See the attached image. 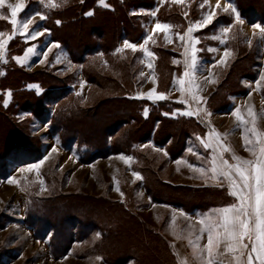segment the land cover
<instances>
[{
  "label": "rangeland",
  "instance_id": "374dc122",
  "mask_svg": "<svg viewBox=\"0 0 264 264\" xmlns=\"http://www.w3.org/2000/svg\"><path fill=\"white\" fill-rule=\"evenodd\" d=\"M34 1H37L44 8H53L57 5L56 0H5V6L0 7V21L7 22L11 29H2L3 32H6V35L3 33V39H7L8 32H12L14 28L10 23L11 10L7 5L11 4L16 6L22 3L24 7L17 13L18 24L15 26L17 29L16 34L20 35L24 43H30L31 41L36 42L37 39H41V43L34 42L35 44L32 48L35 51L33 53H28L27 50L25 51L24 57L27 56V59L24 60L22 57V68H26L25 70L27 73L42 72L45 69H50L53 71L52 75L59 79L65 77V75L68 74L66 72H70V74L77 72V68L70 62L67 56L63 54L58 47H52L53 44L49 41L48 33L42 29L40 15L32 14L31 16H27V14H29V10L27 11V4L28 2ZM156 1L158 3H163L165 0ZM189 1L192 0H183V3L178 4L186 11ZM200 2L199 8L205 10L206 7V13L212 10L216 12L213 22L219 17H227L232 13L231 10L227 13L223 11V8L229 3L227 0H200ZM255 2L258 1L254 0V3ZM217 3L220 4V8L218 9L216 8ZM27 18H30L31 22L28 24L27 28H21L19 22ZM68 25L69 26H65L61 32L63 36H67L68 41L64 37H61L60 40L72 50L79 47L76 37L87 40V42L92 45L96 43L95 40L97 37L91 39L86 37L91 28L97 27V34L103 33L104 36H109L110 33H107V30L105 31V27L108 30L115 27L114 20L112 21L110 18L101 16L98 17V20L96 19L88 25ZM256 25L264 27V23L250 24L241 18L239 23L235 21L236 32H238L243 42L241 47L249 52L255 51L254 55L258 52L261 54V57L257 59V65L254 68L255 74L251 76V78L241 81L244 96H240L239 98L231 96L227 101L226 105H228V102L231 100L233 103V106L227 113H210V107L208 110L206 109L205 100L213 99V101H216L217 98H213L215 96L213 94L217 92L222 81L228 75L231 77H229L228 80L230 83L235 74L232 73V70L235 67L238 68V66L242 68V64L248 57L246 58V56L243 55L237 56L238 54L236 55L231 51L232 55L227 58L226 65L220 64L219 61L225 50L223 47L225 42L221 43L220 40L213 38V41L219 45H215L214 47L209 46L208 49L213 48L215 51H209L207 49V52L208 54L215 53L216 59L214 63L208 64L199 59L197 60V68L193 70L188 66L191 52H189V50L186 51V48L178 51V38L175 41L171 33H169V40L171 42L165 43L164 41L163 43L166 48L173 51L176 50V52L181 55V58L176 60L182 62L184 71L190 72L194 85H198V87H192L190 91L196 93L201 98L199 107L202 111L199 117H203L209 127L218 134L220 142L229 149L227 152L229 157L232 158V156L235 155L241 160L249 161L256 158L253 156L252 152L248 150V148L253 147V145H248L247 148L245 145L244 138L245 136L251 138V132L244 131L245 125L238 126L239 122L236 117L232 115V112L239 107L242 118L248 122L246 127L248 129L255 127L258 132L264 133V81H260L259 88H257L255 83L259 80V76L264 74V44L261 40L262 33L259 28L255 27ZM153 27L154 26L150 28V33ZM34 29L42 34L37 35L34 39L26 40L25 36L29 35ZM232 31L233 30H230L227 35H231ZM20 33H23V35ZM222 33L223 30L221 31L220 29L216 36L226 41L227 36H223ZM45 35H47V38ZM233 35H235L234 31ZM105 45L106 42H103V46ZM136 45H141V43ZM41 53H43V55H41ZM139 53L141 55L140 60L139 58H134V56L137 57L136 54ZM117 54V59H113L112 57L107 58L106 56V58H104V56L93 57L91 60L93 64L92 67L107 78L108 81H120V70H122V68L119 63L125 62V58L128 60L133 56L136 61L134 71H137L135 75V82L137 83L135 86V94L137 96L141 95L146 98L148 93L155 89L153 99L156 94H165L166 99L169 101L182 105L181 111L174 114L172 113L174 116H181L184 111L188 110L186 104L179 103L183 97L179 91L180 86L176 83V78L173 79L172 89L168 94L167 91L166 93H162V90L159 91L162 88L160 87L159 80L152 72L154 64L151 69L147 67L146 58L142 55V51L140 52L138 49L136 52H133L131 49H125L123 42L119 45ZM106 59L108 62L110 61V65L107 63ZM173 65L177 66L175 62L172 63V66ZM141 73H144V75L141 76ZM14 74L18 76L20 72H15ZM78 79L79 82L74 86V91L82 100V106L91 112V116L87 117L84 121L85 123L82 125L76 123V128L78 129H75L79 130L81 134L84 131L83 134L87 136V132L98 129V127L100 128L101 121L106 119L107 110L110 108L106 100L108 96L113 95L114 86H91L89 84L86 85L81 76H78ZM188 79L189 78L186 77L185 80L187 81ZM210 80L214 82H209ZM89 87L90 90L88 94ZM188 91L189 89H186V94ZM99 101L102 102L99 103ZM150 102L153 103L152 100H150ZM97 103L99 105L95 108ZM100 105L102 106V110H99ZM190 106L195 112L197 105L191 103ZM111 112L112 109L110 113ZM206 112L208 115L205 116ZM173 115L171 116L172 119ZM182 116L183 117L179 121H184L183 119H186V116ZM8 117L11 118L9 115ZM95 117L97 119L96 121H94ZM253 117H255V122H253ZM5 119L4 115H0V158L6 150L13 147L12 144L15 138H17L16 142H19V144L26 143V145H28V142L34 146V143L27 139V133L29 134V138H33L32 141L35 140L34 138L38 139V146L42 144L44 146V151L40 160L29 164L10 166L8 169V176L0 178V264H105L103 260V262L101 261V256L107 258L109 264H118L116 261L123 258L125 259V255L129 253L130 247H135L134 254L135 256L137 255V264H161V262L158 261L159 257L157 255L159 254L161 259L169 262L170 258L166 251V247L154 235L151 237L147 236L146 228L141 226L143 225L141 219L143 218V220L148 223L150 221L156 222L155 224L158 225L161 220H164L160 217L164 215L165 211L168 209H177L169 208L168 206H157L153 203L151 204V200L149 201L148 196H163L165 200L166 198L169 199L166 200L167 203L173 202V204H176L181 202L188 210L191 206L202 202L203 198L201 197H205L202 196V193L207 190H194L189 188V186H202V183L207 180L200 178L199 173L189 167L190 164L188 160L183 159V161L178 164L169 160V154L166 148L154 146V144L152 145L148 142L140 144L143 155L149 159L150 164L148 166L152 168L155 167V173L160 177L163 183L165 182L166 184L159 188L158 179L149 175L147 179L148 186L147 189H145L144 186H139L141 180H135L133 173L136 172L130 169L132 164L131 161L125 163V161L120 158L122 155L100 159L90 164H83L80 162L79 156L75 152L63 151L44 125L35 123L32 128H28L29 122L32 120L28 117L27 119H20V117H18L17 119L15 118L16 123H21L25 121V119L26 122L16 129L14 126L7 123ZM163 125L164 127L166 126L165 124ZM119 135H121V133ZM160 135L161 134L158 133L157 137L159 138ZM88 138L90 137L88 136ZM191 143L193 145L188 146V153L189 149H192V151H190L192 154L199 152V145L197 142L192 140ZM170 147L171 145L168 146V148ZM52 148H55L56 151L52 152ZM200 155L201 158L200 156L197 158L195 157L194 164L208 165L210 158L207 162H204L207 158L201 153ZM228 156L225 158L228 159ZM124 157L127 158L126 156ZM41 161H43V163H41L39 169L21 171V169H30L32 165L38 164ZM136 165L139 169L141 166L142 169L146 168L144 167L146 166L145 164H141L140 166L139 161H137ZM5 171L6 169H4V172ZM9 181L15 182L9 183ZM41 181L43 183H41ZM214 182L217 181L214 180ZM219 183L222 185L221 187L229 189V185L226 181ZM150 187H152V190ZM117 188L119 191H117ZM195 192H201V194H199V196L194 195ZM203 194L207 193L205 192ZM208 194L211 198L207 203L203 205H201V203L198 204V209L200 211L202 210V217L206 213L205 209L209 207L208 204L214 202L213 199L215 198L212 196L213 194H216V198H219L220 201H223L220 198L221 196L222 198L226 197L225 194L223 195L211 191ZM128 197L134 199L130 204H127ZM137 199L140 202L142 201L144 207L136 201ZM120 200L122 202L126 201V206L124 204L120 205ZM225 203H222V205ZM137 215H139L141 219ZM33 218L36 219V221H33L36 227L39 228L41 226L38 232H46L47 236L45 239H41L39 237L40 235L38 236L37 232L31 229L30 220ZM195 219H197L196 216ZM72 220L75 225L73 223L71 225L68 224V222ZM43 222L51 226V228H46L48 226H44L42 224ZM80 223L84 225L94 223L97 226L106 224L109 227L108 236L105 238L102 237L103 240L98 245L99 251L97 255H93L94 253H86V257H84L83 253L93 245L94 240L92 238H94L95 235H93V237L88 230H85L87 229L86 227L85 229L82 227L80 228V226H78ZM190 227L191 224H188L186 231H190ZM197 227L198 226H195L193 228ZM100 228L102 229V227ZM81 236H86L83 241H79ZM88 238H90V241L87 240ZM63 239L67 241L69 250L64 256H57L56 252L60 253L62 251L53 248L52 245L55 246L58 240L61 241ZM191 255L192 254L188 252V256Z\"/></svg>",
  "mask_w": 264,
  "mask_h": 264
},
{
  "label": "trees",
  "instance_id": "16d2710c",
  "mask_svg": "<svg viewBox=\"0 0 264 264\" xmlns=\"http://www.w3.org/2000/svg\"><path fill=\"white\" fill-rule=\"evenodd\" d=\"M104 1L106 3L105 8L99 5L100 0H83V2H81V0L80 2L79 0H56L57 5L53 8H44L40 4L34 2H28L27 4V11L29 10L27 16H31L32 14H43L45 16L41 26L48 33L49 40L52 43L58 44L60 48L63 49L68 55L70 62L77 68L78 73L87 84L91 86L101 85V87L109 85L114 86L113 95L108 96L106 100L110 108L107 110L106 119L101 121L100 128L98 127V129L90 130V132H87V136L83 134L84 131L81 134L79 130H76L78 129L76 128V123L82 125L85 123V119L91 116V112L82 106L80 99L76 97L73 92L72 86L76 82V72L71 74L68 73L65 77L59 79L52 75L53 71L50 69H45L42 72L27 73L25 69L18 67L13 57L21 56L24 50L30 45L29 43H24L21 38L12 40L8 47V61L3 66L4 74L0 79V91L2 93L7 91L11 92V102L7 106L0 104V115H4L7 123L14 126L16 129L26 122L25 120L21 123H16L15 118L17 119L19 114L27 113L31 115L28 118L32 121L35 120L39 122V124L47 125L50 135L58 142L59 146L65 151H75L79 156L80 162L83 164H90L97 160L107 159L115 155L134 156L135 159L139 161L140 166L143 163L146 165L144 166L146 167L145 169H139L145 180L143 183L139 184V186L142 185L147 189V179L149 175H151L158 179V186L161 188L166 184L165 182L163 183L160 177L155 173V167L152 168L148 166L150 164L149 159L143 155L140 144L153 142L155 146L168 147L171 145V147L168 148V154L170 159L174 160L179 157L185 149V141L189 138L190 133L194 130L201 132L203 128L196 121L194 122L186 119L180 122H173L164 115V113L172 114L174 110H180L182 106L180 104L165 100L158 103H150L134 98L137 96L135 94V86L137 85L135 82V75L137 71H134L136 63L134 58H139L140 60V53L136 54L137 57L134 56L133 58L131 55L132 57L128 60L125 58V62L119 63L122 68V70H120V81H108L107 78L92 67L93 64L91 60L93 57L104 56V58L112 57L113 59H117V51L121 43L128 41L136 44L145 38L153 18L151 13L155 10L157 3L156 0ZM227 1L229 2V0ZM257 1L258 2L254 3V0H230L239 18L244 19L250 24H262L264 23V0ZM199 3L200 0H192L188 12L189 14L186 16L188 21L194 22L202 16L203 10L198 9ZM88 12H92L93 14L91 16L86 15ZM99 16L110 18L112 21L114 20V28L108 30L105 27V31L107 30V33H110L109 36H104L103 33L97 34V27H93L88 31L86 37L90 39L97 37L95 40L96 43L92 45L89 44L87 40L76 37L79 47L73 50L60 40L61 37H64L68 41L67 36H63L61 33L65 26H69L68 24L88 25L90 22L96 19L98 20ZM232 16V14H229L227 17H219L210 26L197 33L198 40L200 41L197 48L201 60H210V55L207 54L206 48L209 46L214 47L218 44L210 40L209 36H216L220 29L222 31L228 26H231L230 30H233L235 35H233V31L231 35H227L228 38L225 44L227 49L231 50L236 55L238 54L237 56L243 55L246 56V58L248 57L242 64V68L238 66V68L235 67L232 70V73L235 74L230 83L228 82L230 77L228 75V77L226 76L222 81L217 92L213 94L215 96H212L213 98H217V100H209L208 105L212 112H223L227 110L229 106H227L226 103L231 96H243L244 91H242L241 81L251 78V76L255 74L254 68L257 65V59L261 57L260 53L257 52V54L254 55L255 51L249 52L241 47L243 43L242 38L238 35V32H236L235 19L234 16ZM183 18L182 9L170 2H164L156 13V20L158 22L179 26L180 30L187 26ZM57 21L60 23L58 24ZM9 28L11 29L7 22L0 21V30H9ZM153 37V41H150L146 47L154 53L153 74L159 80L160 87L162 88L159 91L162 90V93H165L171 87L173 79L179 75V61L176 60L178 59L177 56L173 55L172 52L164 47L161 37H157L156 35ZM261 40L264 44V38ZM103 42H106L105 46H103ZM173 62L177 63V66H172ZM107 63L109 64L110 61H107ZM15 72H20V74L17 76L14 74ZM33 84H37L42 90L40 95L26 90L28 86ZM100 102L102 101H99V103ZM98 105L97 103L95 108H97ZM111 109L112 112L110 113ZM99 110H102L101 105ZM145 111H147V116H145ZM8 115L11 116V118H9ZM96 117L94 121L97 120ZM32 121L29 122L28 128H31L30 126L33 124ZM163 124L166 126L164 127ZM120 133L121 135H119ZM158 133L161 134L159 138L157 137ZM88 136L90 138H88ZM16 139L17 138L14 139L15 141L12 144L13 147L6 150L0 158V178L8 176V169L10 166L29 164L42 158L44 146L42 144L38 146V139L34 138L35 140L32 141L33 138H29V134L27 133V139L34 143V146L38 147H34L28 142V145H26V143L19 144V142H16ZM4 169H6L5 172ZM150 189L152 190V187H150ZM205 192L207 194H203ZM203 193L202 196L205 197H201L203 198L202 202L198 201V204L201 203V205L207 203L211 198L208 194L210 192L204 191ZM199 194H201V192L194 193V195L198 196ZM215 195H212L215 198L213 201H220L219 198H216L217 195ZM150 198L154 202L173 204V202L167 203L166 200L168 198L165 200L163 196H150ZM220 198L223 200L220 203L227 202L222 196ZM132 201H134L133 198H127V204H130ZM119 203L120 205H125L126 201L122 202L120 200ZM179 203L181 202L175 205H179ZM198 204L191 207H197L199 206ZM30 221L31 226H29L31 229L36 231L41 239H45L47 236L46 232L39 233L38 230L41 226L37 228L36 224L33 222L36 221V219L33 218ZM73 222V220L69 221L68 224L71 225ZM83 223H80L78 226L84 229L86 227L87 229L85 230H88L92 236L95 235V237L93 236L94 238H92L94 243L83 253L84 257H86V253H94L93 255H97L99 251L98 245L103 240L102 237L105 238L108 236L109 227L106 224L97 226L94 223L86 225ZM42 224L48 226L44 222ZM141 226L145 227L147 232H150L144 223ZM100 227H102V229ZM46 228H51V226ZM85 237L86 236H81L79 241H83ZM87 240L90 241V238ZM52 247L62 251L60 253L56 252L57 256H64L69 250L67 241L64 239L61 241L58 240L55 246L52 245ZM129 250V253L125 255V259H120L116 261V263L129 264L130 261L138 263L136 261L137 255L135 256L134 254L135 247H130ZM101 259L105 264H109L107 258L101 256Z\"/></svg>",
  "mask_w": 264,
  "mask_h": 264
},
{
  "label": "snow or ice",
  "instance_id": "6c2138e0",
  "mask_svg": "<svg viewBox=\"0 0 264 264\" xmlns=\"http://www.w3.org/2000/svg\"><path fill=\"white\" fill-rule=\"evenodd\" d=\"M83 2V0H81ZM101 4L104 0H100ZM172 3H183V0H172ZM5 6V0H0V7ZM106 6V5H105ZM7 7L11 10L10 23L14 26L13 35L8 36L7 39H3L4 34L0 33V63H7L6 45L15 37L17 33V13L24 7L22 3L13 6L8 4ZM216 8H220V4H216ZM231 12L234 15V19L237 23L240 22V18L236 9L229 3L223 8L224 12ZM93 13L88 12L86 15L91 16ZM135 14V13H133ZM151 15L155 16L156 13L152 12ZM216 15L214 10L206 13L202 20L196 22L195 24L189 25L187 32L184 35L177 34L178 39L184 42L186 51L191 49L190 55V65L189 67L193 70L197 68V50L195 45L200 41L193 36L191 33L194 30H201L213 23V19ZM187 16V13L185 14ZM40 19H45L43 14H40ZM31 22L30 18L21 20L19 25L21 28H27L28 24ZM59 24L60 22L57 21ZM171 25L167 23H155L152 28V33L161 32L164 33L165 43L171 42L169 40V33L171 31ZM230 27H225L223 29V36H227L230 31ZM262 33V38H264V27L256 25ZM23 35V33H20ZM42 33L34 29L31 33L25 36L26 40L34 39L37 35ZM212 38L221 40L219 36H213ZM153 35H147L141 45H134L131 42L125 41L124 48L131 49L136 52L138 49L142 51L143 56L146 58V64L149 69L153 66L154 53L151 52L146 45L150 41H153ZM52 47H59L58 44H53ZM209 51H215L213 48H209ZM35 50L32 47L27 49L28 53H33ZM43 55V53H41ZM232 55L231 50H224L223 56L219 61L220 64L226 65L227 58ZM17 63H22L21 58L13 57ZM27 59V56L23 58ZM144 73H141L143 76ZM184 77L189 79L186 81L184 79H177L176 83L180 86L179 91L182 94V99L179 103L186 104L188 110L184 111L182 115L187 117H192L193 115L199 116L202 109L199 107L201 104V98L194 92H191L192 87H198L194 85L191 78V74L188 71L183 73ZM207 79V77H206ZM260 81H264V74L259 76V80L255 83L257 88H259ZM214 82V81H209ZM186 89L189 91L186 94ZM155 89L149 92L147 99L152 100L153 103L160 100H165V94H156L153 99ZM250 95V94H249ZM135 99L144 98L141 95L134 97ZM191 103L197 105L195 112L191 108ZM165 116L171 115L170 113H164ZM205 115H208L205 113ZM232 115L236 117L239 125H245L244 131L251 132V138L245 136L246 148L248 145H253V147L248 148L256 158L254 160H241L239 157L233 155L232 160L234 163H230L228 159L225 158L224 153L228 152L229 149L220 142V137L213 130L208 133V139L201 137H196L203 149L210 153L209 165L206 167H196L194 165H189V167L199 173L200 178L212 179L217 182H227L229 185V195L235 197L237 203L209 210L208 213L203 215L199 223L201 224V234L207 233V243L201 248L198 244L199 237L197 241L189 240L190 246L193 248L194 253H196L197 259L202 262V264H245L244 257L246 255V264H264V133L258 132L255 127L248 129L246 127L247 121L242 118L240 114V108L237 107L232 112ZM145 116H147V111H145ZM253 122H255V117H253ZM213 137H216L214 140ZM257 150L259 155H257ZM52 152L56 151L55 148L51 149ZM192 151V149H189ZM197 156L200 154L194 153ZM125 163L131 161V157L125 158L123 155L120 157ZM41 161L38 164L32 165L30 169H39L41 166ZM176 163H181V161H176ZM135 180H142V176L138 173H133ZM15 181H9V183H14ZM41 183H43L41 181ZM117 191L119 189L117 188ZM99 235V234H98ZM223 246V252L220 251ZM206 253V259H205ZM225 255H231L232 260L225 261L222 257Z\"/></svg>",
  "mask_w": 264,
  "mask_h": 264
},
{
  "label": "crops",
  "instance_id": "0c3cea01",
  "mask_svg": "<svg viewBox=\"0 0 264 264\" xmlns=\"http://www.w3.org/2000/svg\"><path fill=\"white\" fill-rule=\"evenodd\" d=\"M204 1V0H203ZM164 2H170V3H172V1H167V0H165ZM163 2V3H164ZM191 2L192 1H189L188 2V4H187V8H186V11L183 9V7H181L178 3H173L174 5H176V6H178L179 8H181L182 9V11H183V19L185 20V23H187V26L185 27V28H182L181 30L179 29V26H174V25H172V24H169V23H167V24H169V25H171L172 27H171V31H170V33H171V36H173V39L176 41V39L178 38L177 37V34H179V35H184L186 32H187V29H188V27H189V25H192V24H195L196 22H198V21H200V20H202L203 19V17H204V15L206 14V12H207V9H206V7H205V10H203V14H202V16L199 18V19H197L196 21H188L187 20V18H186V16H185V14L187 13V16H188V12H189V8H190V6H191ZM34 3H37V4H39L37 1H34ZM163 3H156V8H155V10H153V12H155V13H157V10H158V8H160L161 6H162V4ZM200 4H201V2L198 4V9H200L199 7H200ZM99 5L101 6V7H103V8H105L106 6V3H105V1H104V3L103 4H101V2L99 3ZM234 7V6H233ZM202 10V9H201ZM233 16L235 15V14H233V13H231ZM11 19H12V17H11ZM158 21L156 20V15L155 16H153V18H152V21H151V23H150V25H149V28H148V30H147V32H146V36L147 35H153V36H157V37H161V41L164 43V33H161V32H157V33H150V28L152 27V26H154L155 25V23H157ZM43 29V28H42ZM44 30V29H43ZM200 31V30H199ZM199 31H193L192 33H191V36H193L194 38H196V39H198V37H197V33H199ZM0 33H4L5 35H6V32H3L2 30H0ZM47 33V32H46ZM10 35H13V31L12 32H8V34H7V36H10ZM45 37L47 38V35H45ZM210 38V40H212L213 41V35H211V36H209ZM15 38H20V35H18V34H15V37L12 39V40H15ZM228 38V37H227ZM227 38H226V40H227ZM208 39V38H207ZM11 40V41H12ZM22 40V39H21ZM143 40H144V38L142 39V40H140L138 43H141L142 44V42H143ZM11 41L6 45V54L8 53V47H9V44L11 43ZM50 41V40H49ZM35 41H31L29 44V46L24 50V53H25V51L29 48V47H33L34 46V44L35 43H41V39H37V41L34 43ZM51 42V41H50ZM25 43H27V42H25ZM52 43V42H51ZM138 43H136V44H138ZM52 44H55V43H52ZM136 44H134V45H136ZM226 41H225V43L223 44V47H224V49L226 50L227 49V47H226ZM179 48H178V51H180V50H182V49H184L185 48V46H184V42H181L180 40H179ZM219 44H217V46H218ZM165 47V46H164ZM60 50H61V52L63 53V54H65L66 56H67V58L69 59V57H68V55L63 51V49H61L60 48V46L58 47ZM166 48V47H165ZM195 48H196V50H197V44L195 45ZM168 51H170V52H172L173 53V55H175V56H177L178 57V59L179 58H181V55L180 54H178L177 52H176V50H171V49H169V48H166ZM207 49L208 48H206V52H207ZM189 50V52H191V49H188ZM141 52V51H140ZM22 54L21 56H15V57H19V58H21L22 59V57L24 58V55L25 54ZM61 53V54H62ZM178 54V55H177ZM207 54H208V52H207ZM209 57H210V60H201L200 58H199V52H198V50H197V60H199L200 59V61H204V62H207L208 64H210V63H214V60L216 59V55H215V53L213 52V53H209ZM209 59V58H208ZM14 60V59H13ZM70 60V59H69ZM7 61H8V58H7ZM15 61V60H14ZM179 61V60H178ZM15 63L18 65V67H20V68H22V65H23V63H17L16 61H15ZM6 63H0V79L2 78V76H3V74H4V69H3V66L5 65ZM177 64V63H176ZM190 65V63H188V66ZM198 65V64H197ZM182 66V62L181 61H179V75H177L175 78L176 79H186V77H184L183 76V73L185 72L184 71V68H183V66ZM24 68V67H23ZM24 69H26V68H24ZM152 72H153V70H152ZM66 73H70V72H66ZM61 74H63V73H61ZM76 82L74 83V85L72 86V89H73V92H74V94H75V96L76 97H78L79 98V96H77L76 95V93H75V91H74V86L76 85V83H78L79 82V79H78V76H81L79 73H78V71L76 72ZM180 76V77H179ZM82 77V76H81ZM83 78V77H82ZM174 78V79H175ZM85 82V81H84ZM86 83V82H85ZM86 85H87V83H86ZM172 85H173V81H172ZM172 85H171V87L169 88V90L167 91V94H168V92H170V90L172 89ZM89 89H90V87H89ZM88 89V90H89ZM26 90L27 91H32L33 93H35L36 95H40L41 93H42V90L39 88V86L37 85V84H33V85H31V86H28L27 88H26ZM166 93V92H165ZM244 96V95H243ZM234 97H237V98H239L240 96H234ZM80 99V98H79ZM141 100H144V101H147V102H150V100L149 99H147V98H141ZM235 100V99H234ZM233 100V101H234ZM162 101H164V100H160V101H156L155 103H158V102H162ZM165 101H169L168 99H165ZM10 102H11V92H4V93H2L1 91H0V104L1 105H4V106H7V105H9L10 104ZM80 102L82 103V100L80 99ZM151 103V102H150ZM208 103H209V100H205V105H206V109L208 110V108H209V105H208ZM227 106H229V108L227 109V110H225V111H221V113H227L228 111H230V109H231V107L233 106V103H232V100L230 101V102H228V105ZM182 109H180V110H174L172 113L174 114V113H176V112H179V111H181ZM207 113V112H206ZM210 113H220V112H210ZM173 114H171V115H169V116H166V117H168V119H170L171 121H173V122H180L179 120L183 117L182 115L181 116H174ZM173 115V119L171 118V116ZM31 115H29V114H27V113H22V114H19V116L18 117H20V119H23V118H26L27 119V117H30ZM206 116V115H205ZM145 117V116H144ZM25 119V120H26ZM186 119L187 120H191V121H196L202 128H203V130H201V132H198V131H193V132H191L190 133V135H189V138H187L186 139V141H185V149L182 151V153H181V155L179 156V157H177V158H175L174 160H172V159H170V156H169V160H171V161H174V162H176V161H183V159H185V160H188L189 162V164L190 165H194V166H196V167H206V166H210L209 164L208 165H206V164H201V165H195L194 164V161H195V157L197 158L198 156L196 155V154H192L190 151H189V153H188V151H187V148H188V146H190V145H193L192 143H191V141L192 140H194V142H197V144L199 145V147H198V149H199V154L201 153L202 155H204L207 159H206V161H204V162H207L208 161V159L210 158V153L209 152H206L204 149H203V146L199 143V140H197L196 139V137H201V138H204V139H208V136H207V134L208 133H210V132H212L213 130L209 127V125L206 123V120L203 118V117H199V116H192V117H187L186 116ZM186 119H183V120H186ZM35 123H37V124H39V122H37V121H35V120H33V124H35ZM33 124H31V128L34 126ZM42 125V124H41ZM46 128H47V130H48V132H49V128H48V126L47 125H44ZM50 133V132H49ZM54 139V138H53ZM213 139L215 140L216 139V137H213ZM148 143H151L152 145H153V142H148ZM59 145V144H58ZM154 146H155V144H154ZM170 146V145H169ZM60 147V146H59ZM61 148V147H60ZM162 148H166L167 149V153H169L168 152V147H162ZM62 149V148H61ZM63 150V149H62ZM63 151H65V150H63ZM169 151H170V149H169ZM65 152H75V151H65ZM257 154H259V152H258V150H257ZM125 156V155H124ZM200 156V158H201V155H199ZM224 156L226 157V156H228V153L226 152V153H224ZM127 158L128 157H131L132 159H131V167H130V169L133 171V172H136V173H138V174H140L141 176H142V180L140 181V184L141 183H143V181H145L144 180V176H143V174L141 173V170H139V168L137 167V160L135 159V157L134 156H126ZM228 160H229V162L230 163H234V161L232 160V158L231 157H229L228 156ZM143 165H144V163H143ZM141 169H142V166H141ZM207 181H205L204 183H202V186H199V185H196V187H190L189 186V188H191V189H194V190H199V189H201V190H207L208 192H215V193H221V194H225L226 195V197H225V201H227L225 204H223L222 205V203H220L221 201H215V203H212V204H208V206L209 207H207V209H205L206 210V213H208L209 212V210H211V209H216V208H221V207H226V206H230V205H233V204H235V203H237V201H236V199H235V197H233V196H231V195H229V191H230V189H227V188H225V187H221L222 185L219 183V182H214V180H212V179H206ZM208 184V185H207ZM149 197V201H150V203L152 204H155V205H157V206H168L169 208H177V209H172V210H167V211H165L164 212V215L163 216H161L160 218H163L164 220H161V222H160V224H158V225H156L153 221H150L149 223L148 222H146L145 220H143V218L141 219V217H139V215H137L141 220H142V222L147 226V228L149 229V231L150 232H147L146 234H147V236L148 237H151V236H155V237H157L162 243H163V245L166 247V250H167V252H168V254H169V258H170V260H169V262H167V261H164L163 259H161V257H160V255H157L159 258H158V261H160L161 262V264H202V262L200 261V260H198L197 259V256H196V253H194V251H193V248L190 246V244H189V240L191 239V240H193V241H197V237H199V240H198V244H199V246L201 247V248H203L205 245H206V243H207V233L205 232V233H203V234H201V231H200V229H201V224L199 223V221H200V219H202L203 217L201 216V211L198 209L199 208V206H197V207H191L189 210L188 209H186L184 206H183V204L182 203H180L179 205H175V204H165V203H161V202H154V201H152V199L150 198V196H148ZM137 202H139L140 203V205H142L143 206V203H142V201L140 202L138 199H137ZM144 207V206H143ZM209 208V209H208ZM195 216L197 217V219H195ZM188 224H191V227H190V231H186V229H187V225ZM195 226H198L197 228H193V227H195ZM223 246L221 247V249H220V251L221 252H223ZM188 252L189 253H191L192 255L191 256H188ZM226 262L227 261H230V260H232V256L231 255H225L224 257H222ZM205 259H206V253H205ZM244 260H245V264H246V255H245V257H244ZM101 261H102V259H101ZM103 262V261H102ZM129 264H137V263H135L134 261H130L129 262ZM142 264V263H141ZM233 264H234V261H233Z\"/></svg>",
  "mask_w": 264,
  "mask_h": 264
}]
</instances>
